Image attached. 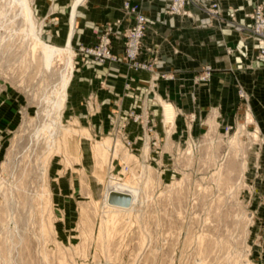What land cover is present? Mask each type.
<instances>
[{
    "label": "rangeland",
    "instance_id": "374dc122",
    "mask_svg": "<svg viewBox=\"0 0 264 264\" xmlns=\"http://www.w3.org/2000/svg\"><path fill=\"white\" fill-rule=\"evenodd\" d=\"M78 6L58 44L33 0H0V264H264L253 119L181 136L160 165L92 136L67 100ZM115 185L129 207L103 203Z\"/></svg>",
    "mask_w": 264,
    "mask_h": 264
},
{
    "label": "crops",
    "instance_id": "0c3cea01",
    "mask_svg": "<svg viewBox=\"0 0 264 264\" xmlns=\"http://www.w3.org/2000/svg\"><path fill=\"white\" fill-rule=\"evenodd\" d=\"M72 1L33 0L34 6L45 14L48 37L58 44H65L70 34ZM123 1L79 0L71 36L72 47L76 48L79 43L95 44L98 26L104 23L120 19L119 29L130 25L131 19L122 9ZM129 1L140 4L144 13L154 20L142 39L140 58L147 57L149 48L158 57V68L154 71L174 72L172 79H159L155 90L156 97L169 102L163 104L165 122L171 123L174 118V124H164L161 108L152 100L151 94H147L152 71H135L124 62H106L98 68H86L78 61L68 83L67 100L92 136L108 134L111 128L108 115L133 108L140 111L144 104L155 124L149 135L151 140H157V146H142L143 128L139 123L130 122L126 133L135 141V146L131 147L133 154L150 164H163L165 146L180 140L181 136L195 138L210 126L233 127L251 118L264 140V67L238 69L237 65L245 61L244 57L238 51L231 54L223 51L224 45L236 46L238 34L219 27L216 21L212 27L198 28L191 19L170 16L162 10L168 0ZM217 1L225 6L242 5L244 11H250L247 0ZM200 16L205 17V14ZM124 40L120 35L113 38V52H123ZM204 64L212 67L210 80L195 83L198 67ZM130 78H133L132 82ZM127 82H131L130 90L125 87ZM239 87L249 95L247 105L238 96ZM89 98L94 112L88 109ZM192 114L195 119L189 123ZM258 146L264 145L259 143ZM260 159L259 165L264 166V149Z\"/></svg>",
    "mask_w": 264,
    "mask_h": 264
},
{
    "label": "built area",
    "instance_id": "2783aa9c",
    "mask_svg": "<svg viewBox=\"0 0 264 264\" xmlns=\"http://www.w3.org/2000/svg\"><path fill=\"white\" fill-rule=\"evenodd\" d=\"M247 3L250 7L248 12L244 11L242 5L228 4L225 6L217 0H168L162 10L170 16L191 19L198 28L212 27L213 21H216L219 27L236 32L238 34L236 46L224 45L223 51L226 54L238 51L245 61L238 64L237 68L253 69L264 67V2L247 0ZM122 9L124 14L131 19V24L119 29L121 20L118 19L114 23L107 22L98 26L95 44L86 46L79 43L76 48L72 47L74 50V66L78 61L86 68H98L106 62H124L135 71H152L147 94H151L152 100L162 110L161 98L155 96L158 80L161 78L172 79L174 78V72L170 70L154 71L158 68V57L149 48L146 50L148 52L147 57L140 58L142 39L148 25L153 24L154 20L144 13L138 3L124 0ZM201 14H205V17H201ZM241 14L242 17L239 16ZM118 35L125 39L122 53H115L112 49L113 38ZM198 69L199 73L194 77V82H208L211 77V65L204 64L199 66ZM130 81L132 82L133 78H130ZM131 82L125 84L127 90L131 89ZM237 93L247 105L249 102L248 93L241 87L238 88ZM88 100L89 107L94 108L90 98ZM150 115L149 108L144 104H142V110L140 111L133 108L112 113L108 115L111 124L108 135L113 140L119 138L122 145L131 150V147L135 146V141L127 135L126 127L130 122L139 123L143 128L142 146H157V140H151L149 135L155 126ZM194 119V114L190 115L188 118L189 123H192ZM186 139L187 142H193L194 140L193 137Z\"/></svg>",
    "mask_w": 264,
    "mask_h": 264
},
{
    "label": "water",
    "instance_id": "95a60500",
    "mask_svg": "<svg viewBox=\"0 0 264 264\" xmlns=\"http://www.w3.org/2000/svg\"><path fill=\"white\" fill-rule=\"evenodd\" d=\"M107 201L111 205L129 207L131 204V196L127 192L110 190Z\"/></svg>",
    "mask_w": 264,
    "mask_h": 264
},
{
    "label": "bare ground",
    "instance_id": "6f19581e",
    "mask_svg": "<svg viewBox=\"0 0 264 264\" xmlns=\"http://www.w3.org/2000/svg\"><path fill=\"white\" fill-rule=\"evenodd\" d=\"M106 141H104L105 143H107L108 141H107V139H105ZM105 146V145H104ZM113 190H116V191H122V192H127V193H129L130 194V196H131V202L132 201H134L135 200V196H136V194H137V192H136V190L135 189H133V188H130V187H127V186H123V185H119V186H113ZM110 191V190H109ZM108 193L109 192H106V194H105V197H104V200H103V203L105 204V205H109L108 204V202H107V198H108ZM132 204V203H131ZM109 206H112V205H109ZM112 207H114V206H112ZM117 207V206H116ZM121 208V207H120ZM121 209H126V208H121Z\"/></svg>",
    "mask_w": 264,
    "mask_h": 264
}]
</instances>
